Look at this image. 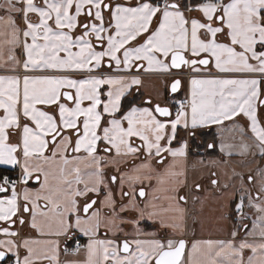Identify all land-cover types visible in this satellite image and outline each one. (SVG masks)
<instances>
[{
    "label": "snow or ice",
    "instance_id": "snow-or-ice-1",
    "mask_svg": "<svg viewBox=\"0 0 264 264\" xmlns=\"http://www.w3.org/2000/svg\"><path fill=\"white\" fill-rule=\"evenodd\" d=\"M0 167V264H264V0H0Z\"/></svg>",
    "mask_w": 264,
    "mask_h": 264
},
{
    "label": "rangeland",
    "instance_id": "rangeland-1",
    "mask_svg": "<svg viewBox=\"0 0 264 264\" xmlns=\"http://www.w3.org/2000/svg\"><path fill=\"white\" fill-rule=\"evenodd\" d=\"M195 159L198 158L195 157L190 158V162L194 161ZM235 166L236 165L233 164L230 165V167H235ZM202 183L205 185L206 190L211 193L212 189L208 180L206 179L205 181H202ZM195 212L198 220L197 223L201 225L199 232L209 235H217L219 233L221 234L225 233V225L222 221L219 220V216H220L219 205L213 196L211 195L209 196L208 200L206 201V203L203 205L202 208L199 204H197L195 206ZM189 224L191 227L194 226L192 220H189ZM228 226L229 225L227 224V228ZM201 229L203 232L201 231Z\"/></svg>",
    "mask_w": 264,
    "mask_h": 264
},
{
    "label": "crops",
    "instance_id": "crops-1",
    "mask_svg": "<svg viewBox=\"0 0 264 264\" xmlns=\"http://www.w3.org/2000/svg\"><path fill=\"white\" fill-rule=\"evenodd\" d=\"M153 86L159 87V84H158L157 80L155 78H146L145 79V88L146 89H151ZM180 95H183V92H181ZM211 131L214 133L216 130L212 129ZM238 159H239L238 157L234 158V160H238ZM233 165H236V164L233 163ZM0 168L7 169V168H4V167H0ZM200 227H201V225H199L197 222H196V224H194V226L191 227V228L194 229V232H195L194 238H196V239H209V238H211V239H221V238H225V233L224 234L219 233L217 235H209V234L201 233V232H199ZM201 231H202V229H201ZM189 234H190L189 237H192L193 233L191 231H190Z\"/></svg>",
    "mask_w": 264,
    "mask_h": 264
},
{
    "label": "built area",
    "instance_id": "built-area-1",
    "mask_svg": "<svg viewBox=\"0 0 264 264\" xmlns=\"http://www.w3.org/2000/svg\"><path fill=\"white\" fill-rule=\"evenodd\" d=\"M1 173H7L9 175H15V172H12L10 169L3 170Z\"/></svg>",
    "mask_w": 264,
    "mask_h": 264
},
{
    "label": "trees",
    "instance_id": "trees-1",
    "mask_svg": "<svg viewBox=\"0 0 264 264\" xmlns=\"http://www.w3.org/2000/svg\"><path fill=\"white\" fill-rule=\"evenodd\" d=\"M212 131L209 133V135L207 136V137H205V139H211V135H212ZM3 170H6V169H2V168H0V173L3 171Z\"/></svg>",
    "mask_w": 264,
    "mask_h": 264
},
{
    "label": "flooded vegetation",
    "instance_id": "flooded-vegetation-1",
    "mask_svg": "<svg viewBox=\"0 0 264 264\" xmlns=\"http://www.w3.org/2000/svg\"><path fill=\"white\" fill-rule=\"evenodd\" d=\"M227 224L229 225L228 228L231 227V221H228Z\"/></svg>",
    "mask_w": 264,
    "mask_h": 264
}]
</instances>
